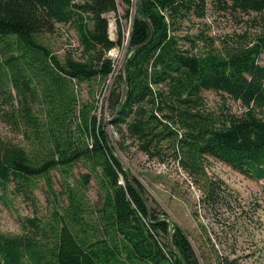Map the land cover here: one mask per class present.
<instances>
[{
    "label": "trees",
    "instance_id": "obj_1",
    "mask_svg": "<svg viewBox=\"0 0 264 264\" xmlns=\"http://www.w3.org/2000/svg\"><path fill=\"white\" fill-rule=\"evenodd\" d=\"M116 1L0 0V120L25 142L0 138V200L7 206L11 194L25 201L42 178L55 202L51 171L60 176L63 200L44 219L24 216L19 232H0V264H208L130 172L129 182L115 155L131 149L175 162L205 201L215 191L203 157L264 179V23L252 36L233 34L214 47L203 33H182L191 16H204L205 0H138L134 14L131 0H118L130 21L126 51L151 37L125 59V95L115 114L124 78L107 52L122 46L123 31L115 18L116 39H109L104 14L116 11ZM211 1L242 14L264 12V0ZM56 23L74 29L76 57L59 59L43 42ZM110 78L105 107L114 144L95 113L94 92ZM80 84L84 100L75 91ZM202 91L221 98L218 112L205 106ZM92 179L94 202L86 195ZM231 262L215 254L214 264Z\"/></svg>",
    "mask_w": 264,
    "mask_h": 264
},
{
    "label": "rangeland",
    "instance_id": "obj_2",
    "mask_svg": "<svg viewBox=\"0 0 264 264\" xmlns=\"http://www.w3.org/2000/svg\"><path fill=\"white\" fill-rule=\"evenodd\" d=\"M205 1L204 16L202 18L191 16L190 21L184 22L182 33H187L190 37L203 33L212 39L214 47H219L220 41L233 37V34L245 33L252 36L259 30V25L264 23V12L242 14L230 9H220L211 0ZM134 2L136 3V0H131V14L136 13ZM124 9L125 5L117 0L116 11L104 14L109 39H116L115 18L119 20L123 31L122 46H115L107 52L114 61V73L126 53L125 43L130 21L126 17L123 18ZM42 40L59 59H63L67 53L72 57L78 55L76 34L69 24L56 23L54 30L44 34ZM196 43L197 49L201 50L202 43L199 41ZM182 45L187 46L184 41ZM259 62H264V53L260 55ZM110 83L111 78L106 81L100 92L95 90L94 93L97 95L95 113L103 120L109 139L114 144L116 136L109 125L111 116L105 107V96ZM1 85L3 84L0 79V89ZM6 87L11 97L15 98V91L9 83ZM75 91L79 99L86 98L87 87L84 84L76 87ZM201 94L205 106L212 112H218L221 98L211 91H202ZM2 97L1 92L0 101ZM224 102L232 111L241 110L237 102L230 99ZM0 138H9L25 145L21 136L14 134L12 128L1 120ZM119 156L129 172L141 182L156 205L170 219V223H175L187 234L195 252L204 254V260L208 264H214L215 254L228 260L232 259L231 264H264V179L248 178L216 159L203 157L204 170L215 191V198L210 202L201 199L203 197L201 191L175 162L167 160L160 163L146 158L133 149L130 150L129 156L121 153ZM50 179L56 193L55 202L50 201V196H46L42 178L36 181L35 188L25 201L21 197H12L11 194L7 195L10 202L7 206L0 200L1 233H17L20 231L19 222L24 216L35 215L44 219L55 208L53 203L63 204L62 197L58 194L61 187L60 176L56 171H51ZM86 190L89 200L97 201L98 189L93 179L86 186Z\"/></svg>",
    "mask_w": 264,
    "mask_h": 264
},
{
    "label": "water",
    "instance_id": "obj_3",
    "mask_svg": "<svg viewBox=\"0 0 264 264\" xmlns=\"http://www.w3.org/2000/svg\"><path fill=\"white\" fill-rule=\"evenodd\" d=\"M137 1H138V0H136V2H137ZM133 12H135V8H134ZM143 19H144L145 21H147L145 18H143ZM127 35H128V33H127ZM150 37H151V31H150V34H149L148 39H147L146 41H144V42H142V43H140V44L134 46L133 48H129V49L126 51V53H125V55H124V57H123V59H122V61H121V65H120L119 67H121V69H122V73H123V78H124V79H123V83H122V87H121L120 102H119V105H118V107H117V109H116V111H115V114L118 112V110H119V108H120V106H121V104H122V101H123V99H124V95H125V83H126V79H125V59H126V57L128 56V54H129V52H130L131 50H133V49H135V48H137V47L142 46L143 44H145V43L149 40ZM119 67H118V68H119ZM115 158H116L117 161L123 166V167H122V170H123L125 176L128 178L129 182H130V183H133L132 180L129 178V170H128V168L126 167V165L123 163L121 157H120L119 155H115ZM135 189H136V187H135ZM136 190H137V189H136ZM165 218H166V221H167L168 223H170V219L167 218V217H165ZM169 245H170V243H169Z\"/></svg>",
    "mask_w": 264,
    "mask_h": 264
}]
</instances>
